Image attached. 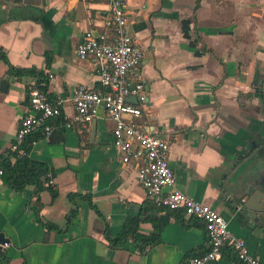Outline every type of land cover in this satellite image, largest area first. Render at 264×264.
I'll return each instance as SVG.
<instances>
[{
	"label": "crops",
	"instance_id": "crops-1",
	"mask_svg": "<svg viewBox=\"0 0 264 264\" xmlns=\"http://www.w3.org/2000/svg\"><path fill=\"white\" fill-rule=\"evenodd\" d=\"M121 2L144 52L139 72L147 100L136 103L138 122L170 136L176 188L216 210L264 261V107L255 112L264 106V0ZM107 8L92 0H0V47L13 67L39 73L15 75L0 61V159L27 112L29 85L46 82L64 116L51 122L48 137L33 134L29 155L46 165L58 193L53 202L32 185L13 191L0 175V234L8 241L0 253L10 264H188L208 248L201 221L149 205L135 170L121 164L102 109L83 131L63 126L74 114L75 87L102 90L94 61L78 59L75 48L86 31L102 32ZM70 194L89 195L94 208L81 203L64 232L37 222L33 207L63 230ZM130 218H145V237L155 232L149 219L156 221L159 242L143 253L131 239L113 248L105 227L118 234ZM230 257L225 250L214 264H234Z\"/></svg>",
	"mask_w": 264,
	"mask_h": 264
},
{
	"label": "built area",
	"instance_id": "built-area-1",
	"mask_svg": "<svg viewBox=\"0 0 264 264\" xmlns=\"http://www.w3.org/2000/svg\"><path fill=\"white\" fill-rule=\"evenodd\" d=\"M92 1L107 4L104 28L99 33L86 31L75 53L80 60L94 61L102 90L85 84L75 87L71 95L74 114L65 119L64 128L71 129L76 124L79 131H83L98 110L104 111L113 125L112 144L120 154L121 164L135 170L148 202L155 208L181 212L184 217L203 223L208 248L201 254L190 255L188 264L217 263L225 250L234 257V264H264L249 251L244 240L230 232L228 222L216 210L176 188V177L169 165L170 136L150 131L140 124L142 108L128 100L135 97L137 103L145 104L147 96L139 72L144 52L129 32L125 6L121 0ZM26 93L28 108L9 147L12 151H17L24 140L36 132L48 137L53 130L51 122L64 117L60 105L46 92L31 84ZM2 173L0 169V175ZM48 184L51 183L48 181Z\"/></svg>",
	"mask_w": 264,
	"mask_h": 264
},
{
	"label": "trees",
	"instance_id": "trees-1",
	"mask_svg": "<svg viewBox=\"0 0 264 264\" xmlns=\"http://www.w3.org/2000/svg\"><path fill=\"white\" fill-rule=\"evenodd\" d=\"M0 61L4 62L8 66L9 72L17 75H39L38 71L35 69L29 70H20L13 67L4 52V50L0 47ZM38 89L47 92L48 84L46 82L40 81L38 83L33 84ZM63 118H60V121ZM33 135L27 137L23 144L17 151H12L8 149L2 158L0 159V169L3 171L2 173V180L3 182L13 191L15 192H23L27 186H35L36 192L38 193L41 190H47L51 195V201L53 202L58 193L54 190L50 185L44 186L43 184L48 183V169L43 162L36 161L30 158V151L32 147V143L35 141V138L32 137ZM69 201L71 202L72 207L68 211L65 217V227L64 229H60V227L54 223L44 222L42 221L39 215L38 207H33V211L35 213L37 222L42 225L47 230H55L59 232H64L67 230L68 226L72 223V221L76 218L78 213V208L81 203H86L90 208H94L91 198L89 195L86 194H70L68 196ZM149 203V202H148ZM149 205L152 206L150 203ZM157 209H164V208H157ZM173 212L175 216H179L178 212ZM144 219L142 218H130L127 219L122 229L118 234H113L111 230L105 227L104 230V238L106 241L113 247L119 248L126 240H132L136 244H138L139 252L143 253L145 246H152L159 242L160 236V228L156 224L152 218L149 220L153 222L154 225V234L145 237L139 233V224ZM230 259L235 262L234 257L231 255ZM0 263L1 264H10L6 256L0 253Z\"/></svg>",
	"mask_w": 264,
	"mask_h": 264
},
{
	"label": "water",
	"instance_id": "water-1",
	"mask_svg": "<svg viewBox=\"0 0 264 264\" xmlns=\"http://www.w3.org/2000/svg\"><path fill=\"white\" fill-rule=\"evenodd\" d=\"M135 103H137L136 98H135ZM94 130H95V122H93V124H92V134L94 133ZM256 194H257V196H261L262 197V194L261 193L257 192ZM0 244H2V245L3 244H8V241L3 237L2 234H0Z\"/></svg>",
	"mask_w": 264,
	"mask_h": 264
},
{
	"label": "rangeland",
	"instance_id": "rangeland-1",
	"mask_svg": "<svg viewBox=\"0 0 264 264\" xmlns=\"http://www.w3.org/2000/svg\"><path fill=\"white\" fill-rule=\"evenodd\" d=\"M262 105H263V104H261V102H260L258 105H256V107H255V108H256V111H255L256 114H259V112H260L259 109L262 108V107H264V106H262ZM255 125H257V128L260 126V125H258L257 122H256ZM260 129H261V130H260L259 134H260L261 137H263L262 134L264 133V123L260 126Z\"/></svg>",
	"mask_w": 264,
	"mask_h": 264
}]
</instances>
